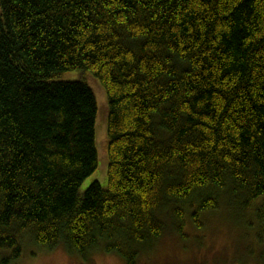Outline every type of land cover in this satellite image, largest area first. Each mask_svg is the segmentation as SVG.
<instances>
[{"label":"trees","instance_id":"1","mask_svg":"<svg viewBox=\"0 0 264 264\" xmlns=\"http://www.w3.org/2000/svg\"><path fill=\"white\" fill-rule=\"evenodd\" d=\"M76 70L108 103L107 186L82 194L97 103L62 79ZM221 192L260 236L264 0H0V264L24 236L136 264L165 218L183 235Z\"/></svg>","mask_w":264,"mask_h":264},{"label":"rangeland","instance_id":"2","mask_svg":"<svg viewBox=\"0 0 264 264\" xmlns=\"http://www.w3.org/2000/svg\"><path fill=\"white\" fill-rule=\"evenodd\" d=\"M63 80L83 81L92 89L97 103L95 146L98 165L81 184L82 194L93 181L107 186L108 103L99 80L85 71L67 72ZM221 192L218 208L199 215L200 226L192 223L191 210H184L182 234L175 232L172 219H164V230L150 247L139 252L136 264H264V231L258 235V222L251 212H242L231 197ZM253 252V253H252ZM8 255L0 252V260ZM8 264H125L115 254L98 251L86 259L69 254L62 246L46 250L27 236L23 237L22 254Z\"/></svg>","mask_w":264,"mask_h":264}]
</instances>
